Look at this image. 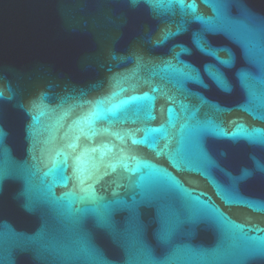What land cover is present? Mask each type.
<instances>
[{"label":"water","instance_id":"1","mask_svg":"<svg viewBox=\"0 0 264 264\" xmlns=\"http://www.w3.org/2000/svg\"><path fill=\"white\" fill-rule=\"evenodd\" d=\"M0 264H264V0H0Z\"/></svg>","mask_w":264,"mask_h":264},{"label":"flooded vegetation","instance_id":"2","mask_svg":"<svg viewBox=\"0 0 264 264\" xmlns=\"http://www.w3.org/2000/svg\"><path fill=\"white\" fill-rule=\"evenodd\" d=\"M233 113H235V114H237L239 116H242L243 118L246 119V121L252 122V120L249 117L245 116L244 114H241V113H238V112H233ZM254 123H256V122H254Z\"/></svg>","mask_w":264,"mask_h":264},{"label":"snow or ice","instance_id":"3","mask_svg":"<svg viewBox=\"0 0 264 264\" xmlns=\"http://www.w3.org/2000/svg\"><path fill=\"white\" fill-rule=\"evenodd\" d=\"M178 2H179V0H178ZM193 6H194V5H193ZM133 143H138V141H135V140H134Z\"/></svg>","mask_w":264,"mask_h":264}]
</instances>
